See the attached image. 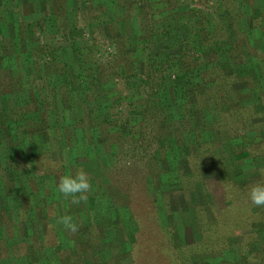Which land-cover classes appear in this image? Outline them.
<instances>
[{
    "label": "trees",
    "instance_id": "trees-1",
    "mask_svg": "<svg viewBox=\"0 0 264 264\" xmlns=\"http://www.w3.org/2000/svg\"><path fill=\"white\" fill-rule=\"evenodd\" d=\"M257 1L225 0L222 13L227 16V25L214 16L212 19L197 16V23L202 25L199 30L193 25L194 32L190 33L191 28L187 37L174 27L172 17L160 22L147 19L143 23L140 19L137 31L133 32L134 42L129 35L114 38L113 33V51L108 52L110 55L104 62L97 63L88 84L83 78L84 99L76 101L70 94L76 83L70 80L68 61L56 55L52 41L42 43L39 36H32L27 21L22 20L26 9L36 15H40L42 9L34 0H12L18 10L8 9L5 21L0 22V133L9 141H18L17 150L0 152V240L5 239L7 250L11 252L7 255L0 250V264L5 261L8 264L13 261L15 264H44V261L49 264L41 260L45 251L58 256L57 264H77L76 260L81 258L85 261L82 264H199L198 258L205 254L212 257L207 264H214L213 259L221 264H264V231L261 234L256 229V223L264 225V206L252 205L247 197L252 183L264 181V163H260L264 159V10L257 7L251 19L242 15L243 4L253 5ZM116 3L121 7L130 4L128 0H116ZM49 4L55 16L53 22L51 18L48 22L46 15V25L39 32L41 37L46 35V27L48 34L58 22H63L59 13L60 0H49ZM93 4L101 9V2ZM151 7L149 1H141L140 9L145 16H149L147 12ZM211 20L220 26L219 31L211 29ZM208 26L206 35L199 36ZM171 27L176 30L178 45L183 50L179 54L161 53L162 44L169 40ZM206 46V53H211L213 58L205 61L202 51ZM187 47L193 50V59L187 56ZM15 53L28 59L20 77L8 63ZM36 58L44 61L46 73L52 79L59 75V83L56 81L50 90L42 82L35 90L20 80L33 73ZM134 74L140 78V89L139 92L133 90L131 102L138 96L136 100L141 103L132 109L127 119L109 117V111L104 109L117 106L121 97L106 105L103 94L89 97L87 90L96 82L105 83L120 77L128 83ZM3 99L9 101L7 105H3ZM49 103L54 109L48 110ZM80 106H83L81 112ZM95 109L99 110L97 116L93 113ZM51 110L56 114L53 123L49 122ZM205 118L209 123L207 127ZM55 123L72 127L71 130L86 126L91 137L88 148L104 156L109 173L115 174L121 189L124 187L128 191V199L100 198V210L92 214L103 223L104 230H114L119 243L114 248L93 252L91 241L96 222L81 223L73 216L79 227L75 233L68 231L69 244L64 245L62 231L53 225L56 207L47 211L51 217L47 215L44 221L49 229L41 241L36 230L34 234L29 232L30 227L37 229L38 225L31 220L29 212L32 209L23 204L24 197L18 191L24 188L17 180L18 169L34 159L43 170L37 176L54 174L60 177L68 173L70 164L75 162L70 156L73 154L71 147L69 151L59 148L64 155L58 156L60 172L55 173L45 163V157L52 156V151H45L41 143L49 139L50 128ZM208 130L212 137L211 134L206 136ZM126 139L134 141V145L142 144V158L147 152L150 155L142 180L130 177L126 163L115 164ZM156 142L159 145L153 151ZM68 152L69 159L65 158ZM165 163L167 168H164ZM228 166L238 169V177L225 176ZM208 168L213 171L210 176L204 175ZM30 173V169L23 172L28 181ZM177 184L185 192L194 189L201 199L204 195L209 198L207 204L203 199L204 203L194 205L199 231L191 241L181 237L173 209L160 202L161 196ZM91 185L94 191L93 181ZM93 195L90 193L88 198L93 199ZM10 200L13 207H9L7 213L6 202ZM11 213L19 217L21 229L26 233L23 239L26 254L23 255L20 254V240L10 236L2 225ZM233 236L239 238L238 250L230 247L229 240ZM232 250L239 261L233 262V258L228 257L222 260L224 254ZM123 258L127 259L126 263H122Z\"/></svg>",
    "mask_w": 264,
    "mask_h": 264
},
{
    "label": "rangeland",
    "instance_id": "rangeland-1",
    "mask_svg": "<svg viewBox=\"0 0 264 264\" xmlns=\"http://www.w3.org/2000/svg\"><path fill=\"white\" fill-rule=\"evenodd\" d=\"M95 1L101 2V9H96L94 7L97 5L93 4L97 3ZM141 1L142 0H128L130 4L127 3V6L121 7L116 3V0H60L62 6L59 13L62 15L63 22H58L59 24L53 27V32L50 31L48 34L46 27V35L43 37H41L39 34L40 30L44 29L43 27H45L47 19L49 22V19L51 18V22H53L55 16L50 12L51 8H49V0H34V2L38 3V6L42 9V11L45 12L43 13L40 10V15H36L34 12H30V10L28 12L27 9L25 11L23 10L24 13L22 11V20L27 21L28 32L32 36L34 34L39 36L42 40V43L52 41L53 46L56 48V55L63 57L66 59V61H68L69 66H71L72 74L70 75V80L72 84L76 83V86L73 85V88L70 90V94L75 96L74 99H76V101H83L84 95L81 92V89H83L85 86L83 78L85 77V80L88 84L91 81V76L95 74L94 71L95 66L98 65L97 63L99 61L104 62L107 56L110 55L108 52L113 51V33L114 38H120L124 35H129L131 39L130 41L134 42L135 33L133 32L137 31V25L140 19L144 23L147 19H151L154 22H160L162 19H166V17H170L171 20L172 17L174 27H176L181 32L182 36L187 37L188 34H192V32H194L193 25L197 27V30H199V27L202 25L197 23V16L200 18L204 16V18L208 19H212L214 16L219 18L221 22L225 21V24L228 21L226 14L224 15V13H222L225 10V0H147L152 5L151 8H148L149 12L147 13H149V16H145L143 14L144 10L140 9ZM13 4L14 2H12V0H0V22L5 21L4 18L8 9L18 10V7H14ZM253 5H242V9L244 11L242 12L243 18L251 19L252 16H255L257 13V7H260L261 10H264V0H258L256 4ZM21 7L23 8V6ZM21 10L22 9H20L19 12H21ZM46 11L49 12L47 13ZM209 24H211V27L213 26L211 29L214 28L216 31H219L220 26L215 25V20H211ZM191 28L192 31L189 33ZM209 28V26L203 30L200 28L201 31L199 36L203 38V36L206 35V30H209ZM168 38L169 40L162 44L161 53H181L183 50L178 45L179 38L176 34V30L172 27L168 33ZM207 50L208 47L206 46L202 51L204 52L203 57L206 58L205 61L213 58L211 53H206ZM185 52L187 53V56L190 57L189 59L194 58V52L192 49L187 47ZM41 60L37 59L32 65L33 73L28 74L25 78H20V80L23 82V85H31V87L35 90L38 89L39 85H41L40 83L42 82L47 87V89L50 90L53 88V85L56 81L59 83V75H56L57 79L55 76H53V79L55 78V80L52 82L53 79L46 73L47 66L43 64L44 61L42 62ZM8 63L13 72L18 77H20L23 74L22 72H24L25 66L28 63V59L25 57V55L15 53L10 56ZM81 65L83 66L81 67ZM59 66L61 67L62 65ZM262 79H264L263 76ZM55 87L58 89L56 85ZM91 87V90H87L88 94H90L89 97L95 96V94H103V101L105 102L103 103L104 105H106V103L109 101L115 102L116 97H121L117 106L112 105L104 108L105 111H109V117H116L117 120L120 118L127 119V116L131 113L132 109L136 108L137 105L141 103L140 100H136L138 96H136V98H134L131 102V93L133 90L137 89L139 92L140 89V78L137 74H134L132 77H130L128 83L125 78L117 77L115 80H109L105 83L96 82V84L92 85ZM143 95L145 96V92H143ZM7 102L9 101L3 99V105H7ZM47 107L48 110L49 108L54 109L50 103L47 104ZM5 108H7V106ZM82 108L83 106H80L78 110L81 112ZM97 112H99V110L95 109L93 113L97 116ZM49 113V122L53 123L56 114L52 110L49 111ZM199 122L202 123V120ZM207 124L209 123H207L206 120V127ZM60 125L61 124L56 125L55 123L50 128L49 139L45 143H41V147L45 149V151H47V149L52 151V156L47 155V159L45 157V163H47L48 168L54 169L55 173H58V156H64L60 152L61 149L59 148L69 151V149L72 147L73 154L70 155L68 152V157H65L69 159L70 155L75 160L74 163L70 164L71 170L68 173L71 172V174H75L80 169L87 171L89 173L91 183L92 181L94 183V191L90 190L89 194L94 193V198H88L86 202L82 201L78 204L72 203L70 198L65 199L56 188L59 177L51 174L50 176L41 178L39 176L41 175L40 173H43L41 164L36 162L34 159H29V164L20 166L18 169L19 176L17 177L18 183L20 182L24 186V188L20 187L18 189V191L21 192V195L24 197L23 204L27 205L29 209H32L29 212L31 220L33 223L38 225L37 229L30 227L29 232L32 233L33 231L34 234L36 230V233L39 235L38 239L41 241L43 239V235L49 229V226H46V222L44 221L48 219V216H50L47 214V211L51 212L52 208L56 207V214L52 216L54 223L53 225L56 227V229L62 231L65 237L63 240L64 245L67 246L69 244V237L67 234L68 230L62 225L58 224L56 221L59 216L67 214L77 218L80 222H96V225L94 224L96 228L94 229V234L92 235L93 240L91 241V244L93 245V252L97 253L99 250H104L106 248L108 249L109 247L114 248L115 246L119 245L117 239L115 238L114 230H104L102 226L103 223L97 221L98 218L96 219V217L92 214L94 210H100V198L109 197L114 201L118 200V197L128 199V191L124 187L121 189L122 187L118 185L116 176L114 177L115 174L109 173L107 167H105L106 161L104 156H100L98 152L95 150L90 151L88 148L91 142V137L89 136L90 133L86 126L73 127L76 129L71 130L72 127ZM58 128L60 129L59 133ZM206 136L212 137L210 130L206 132ZM0 139H2L0 140V152H3L5 149L17 150V139L9 141V139L3 135V133H0ZM141 145L142 144L140 143L139 145H134V141L126 139L124 144L120 147L121 150H119V156H117L118 158H115V164L120 162L121 165H125V163L128 165L126 168H128L129 173L131 174L130 177L134 178L136 181L144 179L143 177L146 174L147 159L150 156L147 152L146 155H144L145 157L142 158V153L140 152L142 149ZM158 145V142L154 143V146L152 147L153 151L157 149ZM220 156L221 154L218 157L219 159ZM14 157L16 158L17 155L14 154ZM17 160L18 157L16 158L15 162H17ZM230 161L231 157L228 156L227 162L230 163ZM167 162L169 163V161ZM260 163L263 164L264 159H261ZM166 165L167 164L165 163L164 168H167ZM25 169L31 170V173L29 174L31 177L30 181H28L23 174ZM212 172V169L208 168L204 175L210 176L212 175ZM38 173L39 175L37 176ZM227 174L225 176L235 178L238 177L237 175L240 173L237 168L228 166ZM0 183L2 182L0 181ZM199 183L200 182H197L198 185ZM193 190H190L192 192H185L182 190V187L177 184L175 187L173 186L172 188H169L165 192L164 196H161L162 198L160 200L161 205L166 206L168 209H173L180 235L184 240L188 241H191L194 237V234L199 231L197 218L193 212L194 205L201 202L203 199H206L205 202L207 204V199H209L207 195H204L205 198L201 199L200 194ZM11 203V200L6 202V204H8V206H6L7 213H9V209L13 207V205L11 206ZM208 207V214L210 215L211 211L209 212ZM5 219L4 222H2L4 223L2 224L5 227L4 230H6L8 234L13 236L16 240H20V254H26V246L24 244L25 242H23L24 235H26V233H24L23 229H21L22 222H20L19 217L15 213H11L10 218L6 217ZM261 224L256 223V226L258 225L256 229L262 234L264 231V225ZM238 240L239 238L237 236L230 238V247L238 250ZM5 244V239L2 238L0 240V250L6 252V254L11 253L7 250ZM64 254L68 257L69 253L66 252ZM224 255L225 256L222 257V260L228 257L230 259L233 258V262L236 260L239 261L236 257L237 253L235 250H232L229 254ZM41 257V260H47L50 262L49 264H57L58 262V256L50 255L47 253V251H45ZM209 258L212 257L206 254L204 256H200L198 258V263L207 264L206 262L209 260ZM121 261L122 263H126L127 259L123 258ZM213 261L215 262L214 264H221L218 259H213ZM5 262L8 264L7 261ZM81 262L82 258L81 260H76L77 264H82L85 261L82 263ZM12 264H15V261H13ZM44 264H47V262L44 261Z\"/></svg>",
    "mask_w": 264,
    "mask_h": 264
},
{
    "label": "clouds",
    "instance_id": "clouds-1",
    "mask_svg": "<svg viewBox=\"0 0 264 264\" xmlns=\"http://www.w3.org/2000/svg\"><path fill=\"white\" fill-rule=\"evenodd\" d=\"M56 188L65 199L70 198L74 204L86 202L92 188L89 173L83 169L75 174L65 173L59 177ZM247 197L252 205L264 206V181L252 183L248 188ZM56 222L72 233L77 232L79 227L72 216L67 214L59 216Z\"/></svg>",
    "mask_w": 264,
    "mask_h": 264
}]
</instances>
